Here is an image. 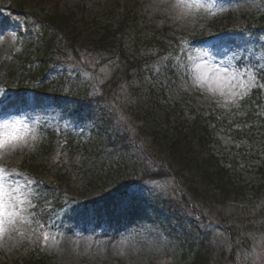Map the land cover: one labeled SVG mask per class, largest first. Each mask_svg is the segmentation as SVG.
Listing matches in <instances>:
<instances>
[{
	"label": "rangeland",
	"instance_id": "obj_1",
	"mask_svg": "<svg viewBox=\"0 0 264 264\" xmlns=\"http://www.w3.org/2000/svg\"><path fill=\"white\" fill-rule=\"evenodd\" d=\"M17 2L24 4L26 13H38L48 6L42 0H0V32H3V36H0V127L6 122L14 123L19 120L22 122L21 127L27 124L31 129L43 120V115L53 113L57 117L61 110L55 104H47L41 95L32 90L15 91L12 94L9 91V69L18 66V55L39 39L38 29L31 20L19 14ZM192 2L193 0H61V8L74 16L76 25L87 40L97 41L103 36V25L93 23L96 15L104 16L106 23L115 24L124 10L132 9L137 16L156 22L159 28H170L172 34L180 38H188L204 31L198 41L200 49H195L190 57L195 58L198 52L206 54L204 62L208 69L222 66L233 71L237 68L244 71L237 63L244 55L245 58L254 57L264 68V34L261 41L256 43L257 38L252 29L264 12V0H195V3L201 5L198 9L176 7L177 4ZM230 12L231 19L217 21L220 16ZM172 43L175 42H166L167 45ZM208 46H217L222 54L217 55ZM157 52L158 50H154L155 60L144 67L143 78L139 74L134 75L132 82H122L110 104L88 110L82 100L68 97L70 87L79 80L89 93H99L100 85L119 67V61L109 60L96 72L74 70L72 67L56 69L61 74L67 73L70 79L64 84V93H61L63 98L67 95L62 106H68L76 112H89L91 118L88 122L79 124L81 133L95 131L98 134L95 149L99 153V159L91 157L78 167L83 168L84 177L94 174L91 167L97 161L101 165L104 162L108 169L111 168L115 180L123 181L126 177L135 180L143 176L145 152L142 148L147 149V140L153 131L169 135L168 126L164 123L163 105L146 97L140 98L134 91L144 80L152 81L155 86L162 84L164 59ZM95 61V58H91V63ZM194 65L195 60L191 59L185 76L181 74L179 84L173 87L174 95L178 96L180 91L193 90L197 94H205L212 99L213 104L218 105L217 100L223 101L219 92L227 93L235 87L234 83L221 77L214 85L218 89L215 94L208 91L207 86H194ZM250 75L254 74L249 69L245 80ZM242 100L244 99L239 101L240 107ZM219 107L227 110L231 116L232 110H243L231 104L226 107L219 104ZM262 115L264 118V106ZM234 125L237 128L238 125ZM248 127H252L249 137L235 140L223 129L220 140L228 161L235 162L234 172L244 178L247 184L245 196L240 202H230V206L234 209L238 206L239 209L248 208L252 212L238 213L239 209L236 210L235 218L233 217L236 222L233 226L222 218L223 213L216 214V211L211 214L203 213L205 216L198 223L201 226L200 235L210 234L217 239L219 246L226 249L223 264H264V127L260 122ZM119 132L122 135L125 132L123 137H127L124 146L114 141L113 137ZM109 142L113 144L110 148ZM36 143L34 142V150L24 148L0 155V167L9 170L6 175L19 172L20 176L14 179L21 186L24 178L30 177L33 182L36 181L23 165L26 159L33 156ZM77 160L79 161V157ZM83 174L79 172V175ZM172 183L166 178L144 181L129 188L126 198H107L92 207L85 206L82 201L69 202L65 210L59 213V219L63 221L62 230L50 233V237H56L55 241L50 238L45 244L42 238L45 245L43 247L48 255L54 257L56 264H189L191 260L184 258L185 242L177 235L180 231V219L184 222L183 217L179 216L178 219L176 215L169 214L167 208L157 202L158 199L172 198L175 194L169 191ZM34 188L33 184L28 190L32 196ZM132 194L134 198H130ZM232 208L227 210L231 211ZM19 228L23 235L14 232L11 234L12 238L6 235L0 240V264H13L14 252L31 237L28 233L29 226L21 225Z\"/></svg>",
	"mask_w": 264,
	"mask_h": 264
},
{
	"label": "trees",
	"instance_id": "obj_2",
	"mask_svg": "<svg viewBox=\"0 0 264 264\" xmlns=\"http://www.w3.org/2000/svg\"><path fill=\"white\" fill-rule=\"evenodd\" d=\"M42 1L48 6L38 13H26L24 4L16 3L19 14L28 17L38 29L39 39L18 55V66L9 69V91L32 90L43 95L45 102L58 104L63 98L64 84L70 79L67 73L61 74L56 69L72 67L74 70L96 72L109 60L116 59L120 65L100 85L99 93H89L79 80L68 92V97L82 100L88 109L104 106L110 104L122 82H132L136 74L143 78L144 67L155 60L154 50H158L157 54L164 59L162 84L155 86L152 81L144 80L134 91L140 98L146 97L163 105L164 123L170 131L169 135H164L154 130L147 140V149L140 147L145 152L143 176L135 180L129 177L123 181L115 180L111 168L96 161L91 167L94 174L84 177L83 168L78 169L79 165L91 157L99 159L95 149L98 134L92 131L91 137L84 139L80 137L78 128L80 122H88L90 113L74 112L65 107L58 119L44 116L35 127L40 136L35 152L23 163L37 180L32 196L35 204L33 214L45 225L43 231L59 230L56 216L69 200L83 201L92 207L107 198H126L129 188L144 181L166 178L173 181L169 191L175 194L157 202L164 205L169 214L184 219V222L180 219L177 235L185 242V260H191L189 264H223L226 249L219 246L217 239L210 234L200 235L198 223L204 218L203 213L216 211V214L223 213L221 216L228 224L235 225L233 217L239 206L234 209L230 202L241 201L247 184L234 172L235 162H229L223 153L221 131L226 129L231 138L238 140L250 136V124L260 122L264 127V89L253 87L242 100L240 108L243 110H232V116L219 104H213L205 94L191 90L180 91L175 96L173 87L179 84L181 74L185 76L190 54L200 49L196 41L204 31L180 38L172 34L170 28H159L156 22L145 20L132 9H127L115 24L106 23L104 16L96 15L93 23L103 25V36L97 41L87 40L76 25L74 16L62 10L61 0ZM227 18L231 19V14L222 15L217 21ZM252 29L258 39L261 38L264 34V12ZM166 42L175 43L167 45ZM211 51L218 52L215 46ZM91 58H95V63H91ZM237 63L241 68L247 66L251 69L258 84L264 83V68L254 57L242 58ZM234 124L238 125L237 128ZM124 135L125 132L123 135L119 132L113 137L116 144L124 146L127 140ZM108 145L110 148L113 144L109 142ZM245 211L252 212L241 207L238 213ZM36 233L41 234L32 232L33 241L20 244L14 252L13 264H56Z\"/></svg>",
	"mask_w": 264,
	"mask_h": 264
},
{
	"label": "snow or ice",
	"instance_id": "obj_3",
	"mask_svg": "<svg viewBox=\"0 0 264 264\" xmlns=\"http://www.w3.org/2000/svg\"><path fill=\"white\" fill-rule=\"evenodd\" d=\"M176 7L186 9L195 7L198 9L201 5L195 3V0H193L192 3H181L177 4ZM0 36H3V32H0ZM205 57L206 54L202 55L199 52L195 58L189 57L190 60H195L192 77L194 86H207L208 91L215 94L218 89L214 85L221 77L233 82L235 85L227 93L223 91L219 92V95L223 97V101L217 100V104L223 107L231 104L239 108V101L250 94L252 87L264 89V83L258 84L257 78L254 75H250L245 80L244 77L248 71L247 66H245L244 71H241L239 68L233 71L222 66L208 69L204 62ZM21 124L22 122L17 120L14 123L6 122L0 127V155L24 148L34 150V142H38L40 139L38 130L36 128L30 129L27 124L21 127ZM7 172H9L8 169L0 167V240H3L6 235L8 238H12L11 234L14 232L23 235L19 226L27 225L31 227L33 233H41L45 244L50 238L55 241L56 237H50L49 232L43 231L45 225L32 212L34 204L31 198L32 193L28 190L32 188L35 182L30 177H27L23 179V185L21 186L14 179V177L20 176V173L15 172L11 175H6L5 173ZM130 198H134V194ZM120 203L122 204L123 200Z\"/></svg>",
	"mask_w": 264,
	"mask_h": 264
}]
</instances>
